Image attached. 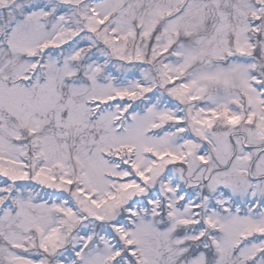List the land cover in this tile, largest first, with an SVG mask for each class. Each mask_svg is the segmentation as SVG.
Segmentation results:
<instances>
[{
    "label": "snow or ice",
    "instance_id": "6c2138e0",
    "mask_svg": "<svg viewBox=\"0 0 264 264\" xmlns=\"http://www.w3.org/2000/svg\"><path fill=\"white\" fill-rule=\"evenodd\" d=\"M0 264H264V0H0Z\"/></svg>",
    "mask_w": 264,
    "mask_h": 264
}]
</instances>
